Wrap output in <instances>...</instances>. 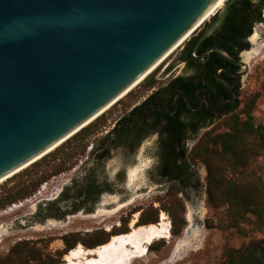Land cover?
Returning <instances> with one entry per match:
<instances>
[{
  "label": "flooded vegetation",
  "instance_id": "1",
  "mask_svg": "<svg viewBox=\"0 0 264 264\" xmlns=\"http://www.w3.org/2000/svg\"><path fill=\"white\" fill-rule=\"evenodd\" d=\"M248 1L252 4L233 3L223 26L193 54L205 23L158 66L154 85L139 86L121 100L133 87L87 128L79 164L33 182L24 197L30 202L11 215L13 222L0 220V236L11 230L63 229L61 235L81 238L85 246H92L131 229L136 214L137 221L147 220L154 208L159 218L169 198L190 205L191 221L187 219L195 224L206 183L205 165L194 161L191 151L246 103L251 72L247 55L255 26L264 24L255 22L261 0ZM212 48L223 50L227 57ZM77 218H96V226L75 227Z\"/></svg>",
  "mask_w": 264,
  "mask_h": 264
},
{
  "label": "water",
  "instance_id": "2",
  "mask_svg": "<svg viewBox=\"0 0 264 264\" xmlns=\"http://www.w3.org/2000/svg\"><path fill=\"white\" fill-rule=\"evenodd\" d=\"M215 1L0 0V178L93 121ZM236 1L195 31L207 23L193 54Z\"/></svg>",
  "mask_w": 264,
  "mask_h": 264
},
{
  "label": "trees",
  "instance_id": "3",
  "mask_svg": "<svg viewBox=\"0 0 264 264\" xmlns=\"http://www.w3.org/2000/svg\"><path fill=\"white\" fill-rule=\"evenodd\" d=\"M243 0H237V2ZM245 1V0H244ZM247 5L252 3L246 0ZM264 0H261L255 22L264 21L262 10ZM251 29L249 30V33ZM155 69L146 76L141 86L155 84ZM132 90L127 94L131 95ZM258 94L247 103L241 111L244 118L235 114L227 119V127L223 132H207L191 151V158L200 160L206 167V195L207 203L219 208L226 206L234 226L241 221L249 220L248 214L255 216L254 223L258 228L264 227V184L259 179L254 181H240L236 176H245L253 162L264 154V124H256L252 109ZM98 116L90 125L83 127L54 150L33 163L30 168L21 173L23 177L10 188H4L0 194V208L26 197L33 182H41L66 168L74 166L75 159L80 156L83 149V134L87 128L99 121L104 116ZM176 190V188H172ZM171 189V190H172ZM174 191L173 193H175ZM177 198V197H175ZM171 216L172 229L175 234L180 233L186 220L184 218L185 205L178 198L165 207ZM159 221L157 210L152 209V216L147 220H138L137 224L157 223ZM211 224H209V227ZM126 230L124 232H128ZM123 232V231H122ZM118 232V233H122ZM110 239V238H109ZM109 239L95 242L89 248L106 243ZM65 248L60 253L66 254L73 249L81 238L71 239L64 235ZM152 247V246H151ZM149 247V248H151ZM219 264H264V238H252L239 247L226 246ZM31 258L43 261L41 255L26 243L13 246L10 252L0 258V264H29ZM45 262V261H44ZM59 260L51 258L50 262L39 264H57Z\"/></svg>",
  "mask_w": 264,
  "mask_h": 264
},
{
  "label": "rangeland",
  "instance_id": "4",
  "mask_svg": "<svg viewBox=\"0 0 264 264\" xmlns=\"http://www.w3.org/2000/svg\"><path fill=\"white\" fill-rule=\"evenodd\" d=\"M181 47L182 45L163 63L168 62L169 59L181 49ZM248 53H250V57H248L247 60L251 65V72L247 77V89L245 93L246 103L242 108H245L247 103L254 99V95L258 94L252 109V115L254 116L256 124H264V24L255 26L254 34L252 36V45L250 46ZM141 82L132 89V92L141 86ZM127 94L123 96L121 100L128 98ZM114 104L107 109L104 114L110 112ZM238 114L241 118H244V114L241 110H239ZM226 129L225 122H222L212 131L215 134L223 132ZM79 160L80 156L75 159L74 165L79 164ZM32 164L0 183V194L4 191L5 187L10 188L16 182L21 180L23 178L21 173L30 168ZM203 169L204 181L206 183L207 172L205 167H203ZM236 177L240 181H254L260 179L264 184V154L253 162L245 176L238 175ZM206 199L207 195L205 193L199 206L197 205L200 214L195 224H190L189 222V220L191 221L193 208H191L190 205L186 206V204H184V218L186 220V225H184L178 234L173 232L171 216L167 211L163 212L166 215V223L170 224V238H163L161 241L153 243L151 245L152 247L149 246L151 248H149L147 256L135 260L133 264H219L222 260V254L226 246L239 247L252 238H264V227H257L254 223L255 216L248 214L249 220L241 221L237 226H234L231 222L226 206L214 208L207 203ZM28 202H30V198H20L0 208L1 222L4 221L5 224H11L14 219L11 215L16 213L22 204ZM171 202L172 201L169 198L167 205ZM13 203H19L20 205L11 209L10 207ZM188 217L189 220L187 219ZM95 220L96 218H77L73 226L92 228L96 226L94 223ZM137 222L138 221H136V224ZM209 224H211L210 227ZM62 231L63 229L51 231L31 229L27 232L21 233L17 230H11V232H7L0 236V258L6 256L13 246L20 243H26L29 247L34 248L43 259V261L40 262L37 259L31 258L29 264L49 263L51 258L59 260V263L57 264H62L65 262V255L68 253H60L65 248V242L63 240L64 235L60 234ZM186 238L188 241L186 244H183L182 241ZM80 244L84 248H89L85 246L82 241H79L76 246Z\"/></svg>",
  "mask_w": 264,
  "mask_h": 264
},
{
  "label": "bare ground",
  "instance_id": "5",
  "mask_svg": "<svg viewBox=\"0 0 264 264\" xmlns=\"http://www.w3.org/2000/svg\"><path fill=\"white\" fill-rule=\"evenodd\" d=\"M224 2L225 0H216L210 9L199 19V23L197 22L198 24L192 31H187L183 37L175 45H173L172 48H170L155 64L146 70L143 75H141V77H139L112 102L105 105L95 116L98 117L101 115L119 98L125 95L130 89L135 87L146 76L158 68V66H160V64H162L176 49H178L183 44V42H185L193 34V32L202 26L204 22L214 16L217 10L224 4ZM248 57H250V53H248L247 58ZM97 117H93V120ZM56 144L41 152V154H39L35 159L24 163L13 172L1 177L0 183L13 176L15 173L23 170L34 161L39 160L42 158V156H45L62 143L58 142ZM137 216L138 214H136L131 221V229L128 232L114 234L106 243L100 244L94 248L87 249L81 244L77 245L65 255V262L62 264H133L135 260L145 258L149 252V246L157 241H161L163 238H170V224L166 223L165 213L160 215L159 221L157 223H148L143 225L136 224ZM187 241L188 239L186 238L182 242L183 244H186Z\"/></svg>",
  "mask_w": 264,
  "mask_h": 264
},
{
  "label": "built area",
  "instance_id": "6",
  "mask_svg": "<svg viewBox=\"0 0 264 264\" xmlns=\"http://www.w3.org/2000/svg\"><path fill=\"white\" fill-rule=\"evenodd\" d=\"M261 25V24H260ZM20 204L19 203H13V205L10 207L11 209L14 208L15 206L18 207Z\"/></svg>",
  "mask_w": 264,
  "mask_h": 264
}]
</instances>
